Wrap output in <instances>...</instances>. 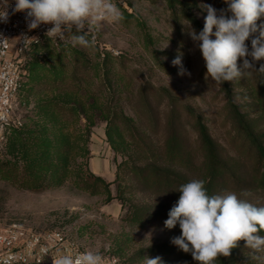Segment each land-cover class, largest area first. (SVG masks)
Segmentation results:
<instances>
[{"label":"rangeland","instance_id":"obj_1","mask_svg":"<svg viewBox=\"0 0 264 264\" xmlns=\"http://www.w3.org/2000/svg\"><path fill=\"white\" fill-rule=\"evenodd\" d=\"M183 1L191 3L194 14L203 26L207 13L201 9L202 3L212 5L218 13L221 9H226L227 5L224 0ZM113 3L121 8L125 19L119 24L102 25L95 43L90 47L71 45L70 47L81 52L86 58L90 80L91 77L94 79L97 77L98 72L96 73L95 70L103 62L105 55H112L120 59V62L128 64V69L124 70L120 68L122 63L118 61L113 63L119 76L124 75L128 78L134 70L140 71V76L132 79V85H126L127 80L124 76L123 81L118 83L123 84L121 96L122 98L124 96L120 100L119 108L135 120L144 142L147 143L145 146L153 148L155 153L150 156L145 154L144 145L142 150L135 147L127 134L120 135L116 130L112 134L113 141H110L107 135L108 122L96 110L88 109L89 118L84 115L77 117L69 110L62 111V120L69 125L66 126L63 134L66 135L70 145L60 146H64L61 150L68 151L67 154L61 153L67 158V168L62 167L65 163L55 150L52 153L53 161L56 164L60 163L61 170L58 169V173L52 178L47 177L45 187L40 191H29L19 187L21 170H15L16 176L9 181L2 179L0 173V222L6 225L18 223L26 229L37 232L61 230L81 250L103 252L105 246L110 245L111 250L105 253L117 256L120 264H143L144 257L156 256L147 254L141 257L139 253L141 250L156 244L170 243L174 237L181 235V231L175 228L168 229L164 225L170 205L173 204V201L167 202L166 198L172 197V194L163 192L157 194L155 188L142 187L138 178L126 167L145 166L147 163L155 162L160 166L179 167L192 179H200L205 160L197 143V133L191 128L185 116H182L179 123L180 133L185 150L192 152L193 162L197 168L191 170L190 166L182 165L180 159L179 162L165 159L169 130L166 112L157 111L158 121L152 123L149 112L140 110L141 117H138L134 108L133 102L143 84L148 82L154 87L167 88L182 103L195 108L203 116L212 137L219 143L223 157L231 160L234 175L235 172H239L242 165L244 166V169L240 170V172L244 171L240 174L243 182L254 174L253 169L249 168V166L253 167V162L246 153L247 147L243 149L239 143L235 145L229 143L235 136L236 127L230 122L226 113V101L220 91L221 84L215 83L210 78L205 79V61L196 42L187 34L190 27L181 9L178 8L175 14L178 23L167 0H113ZM262 23H264L263 18L257 21L258 26ZM57 43L60 42H56V47H53L50 59L41 54H38L37 58V55L30 57L29 50L24 58L25 70L30 60L33 62L40 60L41 63L47 64L49 69L50 66L64 61L70 63L72 52L66 50L67 46ZM178 54H182V67L191 74L190 76L180 75L181 66H173L172 60ZM156 56L167 70L175 68L177 71L161 70L155 63ZM248 59L251 61L250 57ZM242 63V59H238V65ZM47 68L41 71V75L44 76L41 77V82L32 91L25 92L26 95L30 94V98L27 103L19 102L17 114L22 122L20 128L24 126L23 130L35 129L38 123L41 126L45 124L49 128L50 138L56 139L55 134L58 133V127L63 122L57 120L53 123L52 116H45L40 100H53L54 97L59 96L62 89L57 87L53 77L50 78ZM262 83L257 73H254L251 78L233 81V90L241 112L253 122L255 134L264 141ZM90 87L92 89L93 83ZM156 100V98L151 99L154 108H157ZM98 103L100 107L103 106L104 98H100ZM3 159L14 162V159L7 155L6 149L0 151V160ZM19 165L23 166L22 161H19ZM90 173L110 184L113 198L111 201L108 200L106 193L92 195L81 187V176L87 177ZM246 174L247 178L244 176ZM60 176L61 180H59ZM225 178L226 180L217 186L218 194L235 192L238 197L248 199L257 206L264 205V190L253 187L246 189L243 187L245 184L239 182V187L230 188L228 181L231 178L229 175ZM243 190H249L252 195L242 197L240 194ZM162 203L167 204V209L158 214V206ZM130 205L151 208L156 215L145 224H132L127 219L131 211ZM249 252L250 250L244 252L243 257L248 258ZM172 260L176 262L175 259Z\"/></svg>","mask_w":264,"mask_h":264},{"label":"trees","instance_id":"obj_2","mask_svg":"<svg viewBox=\"0 0 264 264\" xmlns=\"http://www.w3.org/2000/svg\"><path fill=\"white\" fill-rule=\"evenodd\" d=\"M170 8L173 9V14L175 21L179 23L178 18H176V10L181 9L182 15L187 23L190 22L192 28L199 33L203 29V25L194 14L192 10V5L188 1L183 0H167ZM227 8V5L225 6ZM229 14V13H228ZM264 19V18H263ZM254 36H259V33H255ZM56 42L53 39H46L42 43L34 45L29 53V56H36L38 54L48 56L51 58V51L53 47H56ZM65 45L63 42L57 43V45ZM249 49H251V40L246 41ZM68 52H72V60L69 63L64 61V63L54 64L47 68V64L41 63V61L30 60L26 64V78L22 85L19 102L27 103L28 95L25 92L32 91L38 83L41 82V71L47 68L50 72V78L53 77L57 87L61 88L58 97H54L53 100H40L41 109L45 116H52L53 123L57 120H62V111H71L77 117L84 115L89 118L87 112L88 109H93L99 112L105 117L108 122L107 125V135L110 141H113V132L119 131V134L129 136L135 147L141 149L142 146L146 147L144 152L147 155H153L154 149L150 146H145L147 143L144 142L143 136L135 124V120L127 116L120 107V100L122 98V85L118 83L123 81L122 77L119 76V72L114 67V62H120L117 57L112 55H105L103 62L99 64L98 69H96L97 77H91L89 74V68L87 67L88 62L86 58L78 50L67 45ZM103 55V54H102ZM40 57V56H39ZM41 58V57H40ZM251 59V57H250ZM155 63L158 64L161 70L164 71H177L175 68L167 70L164 65L160 62L159 58L156 56ZM120 68L126 70L128 69V64L125 62H120ZM68 64V65H67ZM264 64V59L255 62L256 69ZM94 71V72H95ZM206 67L204 73H206ZM40 75V76H39ZM260 77V81L263 82L262 94L264 95V74L257 73ZM118 78H115V77ZM140 76L139 70H134L132 74H129L128 78L124 76L127 80L126 85L130 86L133 83L134 78ZM96 80L97 82H94ZM92 81V82H91ZM91 83L93 87L91 89ZM57 87L55 90H57ZM233 82H224L221 84V94L226 101L225 110L229 117L230 122L236 127L235 136L230 140V144H238L241 148L247 147V155L252 159L254 174L248 177L247 180L243 182L239 172H233L231 166V160L226 159L222 155L221 147L219 143L212 137L211 132L206 125L203 116L192 106L182 103V101L176 97L167 88H158L151 86L148 82L142 85L138 95L135 97L134 108L138 117H141L140 110L145 113L149 112L151 115V122L157 123L156 113L166 112L167 114V125H168V138L166 141L165 159L168 161H177L182 163V165L190 169L195 170L197 167L193 162L192 152L185 150V144L180 133V125L182 116H185L187 121L190 123L191 128L197 133V143L199 148L204 154V169L201 174L200 179H203L205 187L209 195L218 194L217 186L219 183L226 180L225 177L229 175L231 178L228 181V186L230 188L239 187V184H245L246 189L253 187L254 189L264 190V141L260 140L258 134H255L253 122H251L247 117L241 112L240 107L236 103V94L234 92ZM26 95V96H25ZM135 96V95H134ZM100 98H104L105 103L100 107L98 101ZM156 98L157 108H154L151 103V99ZM39 104V105H40ZM62 115V116H61ZM59 121V122H60ZM62 125L58 127V133L55 134L57 138L51 139L49 135V128L40 123L36 124L35 129L16 128L11 131L8 142L6 144V153L10 155L14 162L3 159L0 160V173L2 174V179L9 181L13 179L16 175L15 170H21V178L19 187L27 189L29 191H40L45 187V182L47 177L50 179L55 173H58L60 168V163H55L53 161L52 153L56 150V154L59 155L60 159L65 163L62 167L67 168L68 161L64 154L68 151L61 150V145L69 146L68 139L66 135L63 134L66 128V121L62 120ZM143 149V148H142ZM141 149V150H142ZM61 150V151H60ZM64 154H61L63 153ZM19 161H22L23 166L19 165ZM125 163V162H124ZM252 164V163H251ZM123 163L120 165L122 167ZM195 168H194V166ZM132 175L138 178L142 187H152L155 188L156 193L163 192L165 194H172L170 198H166L167 202H172L170 208L178 200L180 193L176 190L183 183L193 180L191 176L183 172L181 168H175L170 166H160L158 163L152 162L147 163L145 166H127ZM59 169V170H58ZM193 172V171H192ZM247 172V171H246ZM19 176V175H18ZM247 178V174L244 175ZM234 177V178H233ZM61 180V176L59 177ZM81 187L89 191L92 195L106 193L108 195V200L111 201L113 198L111 196L110 184L107 183L103 178L90 173L87 177L80 178ZM170 202V203H171ZM167 205V204H166ZM164 203L160 204L159 212L167 209ZM130 215L128 216V221L132 224H145L146 221L152 219L156 214L151 208L140 207L138 205H130ZM168 217V216H167ZM180 230L179 225L174 227ZM264 235V232L260 233ZM245 241L241 240L238 242V247L232 249L231 255L229 257H219L215 264H255L253 261L250 262L248 258L243 257L244 252L247 253L248 250L245 247ZM141 257L145 255L159 256L162 258L163 264H198L197 261L193 260L191 253H185L178 248L172 242H165L162 244L152 245L146 249L141 250Z\"/></svg>","mask_w":264,"mask_h":264},{"label":"clouds","instance_id":"obj_3","mask_svg":"<svg viewBox=\"0 0 264 264\" xmlns=\"http://www.w3.org/2000/svg\"><path fill=\"white\" fill-rule=\"evenodd\" d=\"M224 3L227 8L219 13L210 4L200 5L207 15L199 33L189 22L187 34L196 42L205 61V79L223 84L251 78L254 73L264 74V64L259 69L255 67L256 61L264 59V23L257 25V21L264 18V0H224ZM8 7V0H3L0 4L2 23L9 21ZM17 12L26 13L29 30L42 24L51 25L45 35L72 47H90L102 25L119 24L125 19L113 0H15L11 14ZM258 31L259 36H254ZM249 39L251 49L246 44ZM238 59H242V65H238ZM172 64L181 66L180 75H191L182 67V54H178ZM205 183L203 179H193L176 190L180 196L164 221L166 228L179 225L181 230V235L174 237L172 243L183 252L191 253L198 264H215L219 257H229L243 240L250 249L249 261L264 264V235L260 234L264 232V205L257 206L235 192L209 195ZM240 195L249 197L252 193L243 190ZM110 250L108 245L103 252L85 250L77 256L59 254L54 264H104V253ZM143 264L163 262L159 256H146Z\"/></svg>","mask_w":264,"mask_h":264},{"label":"built area","instance_id":"obj_4","mask_svg":"<svg viewBox=\"0 0 264 264\" xmlns=\"http://www.w3.org/2000/svg\"><path fill=\"white\" fill-rule=\"evenodd\" d=\"M8 2L9 21L0 22V151L5 149L11 131L22 125L17 112L26 78L25 55L34 45L49 39L45 33L51 27L42 24L29 30L26 13L11 14L15 0ZM83 251L61 230L37 232L18 223L0 222V264H54L59 254L77 256ZM104 255V264L121 263L113 254Z\"/></svg>","mask_w":264,"mask_h":264}]
</instances>
